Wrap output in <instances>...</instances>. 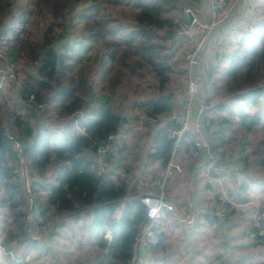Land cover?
<instances>
[{
    "label": "trees",
    "instance_id": "16d2710c",
    "mask_svg": "<svg viewBox=\"0 0 264 264\" xmlns=\"http://www.w3.org/2000/svg\"><path fill=\"white\" fill-rule=\"evenodd\" d=\"M205 1L0 0V30L7 38L0 65L14 73L0 90V208L9 219L0 216V264L132 262L148 224L143 182L150 178L157 187L162 180L174 150L169 131L177 127L169 118L180 113L185 98L184 57L193 45L176 34L186 20L181 7L197 15ZM252 7L256 22L242 19L214 45L199 92L211 151L225 164L231 143L240 157L248 150L264 157V0ZM133 79L152 92L132 100L126 89L131 82L140 86ZM130 124L136 129L126 133ZM195 139L185 136L175 151L188 174L199 162L192 159ZM145 142L149 148L141 154ZM108 144L102 156L107 169L97 176L98 149ZM211 201L219 220L220 197ZM263 211L250 218L258 246L252 216ZM75 237L79 253L54 250L60 240L67 250Z\"/></svg>",
    "mask_w": 264,
    "mask_h": 264
},
{
    "label": "crops",
    "instance_id": "0c3cea01",
    "mask_svg": "<svg viewBox=\"0 0 264 264\" xmlns=\"http://www.w3.org/2000/svg\"><path fill=\"white\" fill-rule=\"evenodd\" d=\"M252 2L254 0L250 4ZM202 3L199 13L206 20L209 0ZM246 5L241 3L244 9ZM241 20L236 17L238 23ZM214 47L212 45L210 48L213 50ZM261 127L264 130V118ZM259 133L263 134L262 131ZM251 135L253 133L250 134L253 147L258 146V140ZM225 151L232 157L226 161L222 173L218 175L222 179L218 177L219 180L216 183L212 181L211 185H224L223 198H227L230 204L228 217L219 221L212 216L214 202L211 196L214 199L218 196L210 195L211 189H204L209 183L202 181L200 190H192L198 186L195 170L191 174L187 173L190 176L188 180L181 175L168 179L163 199L172 212L163 210L161 213L157 229L160 239L156 247L146 243H139L135 247L137 264H264V244L257 245V238L250 227L251 214L264 207V157L261 152L253 155L248 150L241 156L244 158L242 160L238 150L232 153L228 149ZM243 169L245 171H241ZM184 182L189 188L185 199L178 194L179 186ZM153 191L145 195H158V184ZM106 238L110 239V234H106Z\"/></svg>",
    "mask_w": 264,
    "mask_h": 264
},
{
    "label": "built area",
    "instance_id": "2783aa9c",
    "mask_svg": "<svg viewBox=\"0 0 264 264\" xmlns=\"http://www.w3.org/2000/svg\"><path fill=\"white\" fill-rule=\"evenodd\" d=\"M209 15L206 20L200 18L195 14L193 9L189 5L181 7L182 14L185 16V21L180 22L176 29V34L179 37H187L190 39L193 47L185 55L184 61L186 63V82L184 89V100L181 102L180 113L170 115V120L176 124V128L169 131V138L174 143V150L171 155V159L165 169L162 180L158 181L159 193L156 196L143 195L140 197V202L145 207V214L148 220L147 227L143 230L142 234L137 238L136 246L139 243H146L154 246L159 242V231L156 230V224L158 223L163 210L171 211V207L165 203L164 187L165 182L172 178L174 175L182 173V167L174 160V154L176 149L180 146L183 139L187 135H193L196 137L193 144L192 158L198 160L200 164H207L210 171L216 174L222 173L225 162L220 155L214 154L210 151L205 124L203 123L204 107L202 103H199V92L201 85L200 70L204 69L205 74L210 72V69L206 68V61L208 55H206L207 48L219 43V29L221 27H234L233 20L236 17L244 19V15L241 12L233 10V7L228 4L227 0H209ZM250 5V4H249ZM237 8V6H236ZM192 16V21L188 22V17ZM221 26V27H220ZM210 44V47H209ZM7 46V38L0 30V59H5V49ZM12 76L4 71L3 67H0V90L6 84L8 78ZM181 90H179L180 92ZM32 96L30 97V100ZM136 129L134 124H130L126 133L132 132ZM125 133V134H126ZM16 148L18 145L16 144ZM110 150V145L100 146L98 149V160L94 168V173L97 176H101L105 173L107 165L104 163L102 156ZM20 151V150H19ZM227 198H220V203L216 209V217L224 221L228 215L229 210L225 207ZM264 211L256 212L252 216V226L257 229V237L259 242L264 244ZM1 252V251H0ZM0 253V262H1ZM130 264H137L135 256Z\"/></svg>",
    "mask_w": 264,
    "mask_h": 264
},
{
    "label": "rangeland",
    "instance_id": "374dc122",
    "mask_svg": "<svg viewBox=\"0 0 264 264\" xmlns=\"http://www.w3.org/2000/svg\"><path fill=\"white\" fill-rule=\"evenodd\" d=\"M180 1V0H179ZM182 1V0H181ZM250 1L251 0H229L228 1V4H230L232 7H233V10L234 9H236V11H237V13L238 12H241V13H243V12H245V13H243V15L245 16V19L247 18V20L245 21V22H247L248 21V23H255L256 22V20H257V17H255L256 16V13H255V10L253 9V2L250 4ZM248 2V3H247ZM20 3V2H19ZM241 3H243V4H247L246 5V8L244 9L242 6H241ZM250 4V5H249ZM211 4H209V6H210ZM249 5V6H248ZM236 6H237V8H236ZM19 7V6H18ZM20 8H18V9H13V10H15V11H18ZM77 9H79V8H77ZM76 9V10H77ZM200 18H203V17H201V14L200 13H198L197 14ZM208 17V16H207ZM77 21V20H76ZM75 21V22H76ZM233 23H234V26L237 24V21H236V19L235 20H233L232 21ZM244 22V23H245ZM252 24V25H253ZM76 26V29H77V31L79 30V24H76L75 25ZM221 27V26H220ZM229 27H221L220 29H219V35H222L224 32H225V30L226 29H228ZM212 49L211 48H207V51H206V55H208V60L205 62L206 63V68H208V69H210V63L213 61V55H212V52L213 51H211ZM4 62H5V60H3ZM91 63V62H90ZM90 63L88 64V65H90ZM0 67H3L4 68V71L7 73V74H9V75H11L12 77H14V73H13V69L11 68V67H7V66H5L4 64H1L0 65ZM12 71V72H11ZM200 74L203 76L201 79V85H200V91H201V88L203 87V85H204V75H205V71H204V69H202V70H200ZM220 77H219V74L218 75H214L213 76V78L211 79V81L210 82H217L218 81V79H219ZM12 79H14V78H12ZM135 82H138L136 79H133ZM15 83L17 84V80L15 79ZM6 83H8V81L6 82ZM138 83H140V86H135V84L133 83V82H131L130 83V87H128L127 89H126V93H127V95L128 96H130V98L133 100V99H141V97L142 98H146V96L147 95H149L151 92H152V89H149V88H147L146 87V84L145 83H143V82H138ZM8 85V84H7ZM217 85H220L219 83H217ZM178 89V91L179 90H181V87H178L177 88ZM205 89H208V86H206V88H204V90L203 91H205ZM183 90V89H182ZM204 98H205V95H204ZM203 102V101H202ZM203 107H204V103H203ZM204 111H205V107H204ZM207 133V132H206ZM209 133V132H208ZM208 133H207V139H208V143H209V147H210V151H211V140H212V137H209V135H208ZM234 145H235V148H234ZM148 148H149V143L147 142H145L143 145H142V149H141V151H140V153L141 154H144V153H146V151L148 150ZM238 148V145H236V144H234V143H231L230 144V146H226L225 147V149H228V152L229 153H231V151L233 152V151H235L236 149ZM235 149V150H234ZM212 152V151H211ZM212 153H214V152H212ZM214 154H216V153H214ZM227 156H229V154L227 155ZM180 159V158H179ZM193 159V158H192ZM182 160V159H181ZM195 160V159H194ZM185 162L186 163V165L188 164V160H182V162ZM198 161V160H197ZM126 162H131V158L128 156L127 157V159H126ZM175 162H177L179 165H181L177 160H175ZM184 162H183V164H184ZM201 162V161H200ZM200 162H197L196 163V166L195 167H197V171L199 172H197L196 171V174H195V179L198 181V186L196 187V188H194V189H192V190H200V187H201V185H202V181H203V183H204V181H206L207 183H210L211 181H212V179L213 178H211V174H210V170L208 169V167H207V164H200ZM21 165H23V162H21ZM181 167H182V165H181ZM185 168L184 167H182V173L181 174H179V175H181V177H183L185 180H188V178H190V176L189 175H187V171H186V169L184 170ZM239 169V168H238ZM21 173H22V175H23V177H25V168L24 167H22V169H21ZM51 174V168H49L48 170H47V172H46V176H49ZM175 176H178V175H174V176H172V177H175ZM180 177V178H181ZM217 177H219V179H222V177H220V176H217ZM219 179H216L214 182L216 183L217 182V180H219ZM144 188H145V192L144 193H154V189H155V187H156V184L155 183H153L152 181H150V178H147V179H145L144 180ZM223 191H224V185H222L221 187H217V186H215V187H211V192H210V195H212L213 193H215V194H217V196H219L220 198H223V195H224V193H223ZM188 193H189V188H188V184L186 183V182H184V184L182 183L180 186H179V191H178V194H181V196H182V198L183 199H185V197H187L188 196ZM34 199V198H33ZM29 203H30V205H29V207H31L32 206V203H31V200L29 201ZM0 216H2V217H6L7 218V211L5 210V209H3V208H0ZM8 219V218H7ZM8 221H9V219H8ZM40 222H42V220H40ZM7 224V226H8V222L6 223ZM79 234H81V232H79ZM77 237V236H76ZM72 238V242H70V241H67V242H69V243H72V244H70V246H67V250L64 248L65 246H62V245H67L66 243H65V241L62 243V240H60V244H59V246H56V248L54 249V250H56L57 252H58V254H65V253H67L68 251H70V250H72V249H74L75 250V252L76 253H79V251H78V249H83V248H80V247H77V246H74L75 244H78L79 243V237L78 238ZM69 245V244H68ZM62 246V247H61ZM61 247V248H60ZM1 253V252H0ZM2 254H4L5 255V253L2 251ZM94 255V254H93Z\"/></svg>",
    "mask_w": 264,
    "mask_h": 264
},
{
    "label": "water",
    "instance_id": "95a60500",
    "mask_svg": "<svg viewBox=\"0 0 264 264\" xmlns=\"http://www.w3.org/2000/svg\"><path fill=\"white\" fill-rule=\"evenodd\" d=\"M191 21H192V16L190 15V16L188 17V22H191ZM170 96H171V95H170ZM170 96H169V97H170ZM123 122L126 123V119H125V118L123 119Z\"/></svg>",
    "mask_w": 264,
    "mask_h": 264
}]
</instances>
